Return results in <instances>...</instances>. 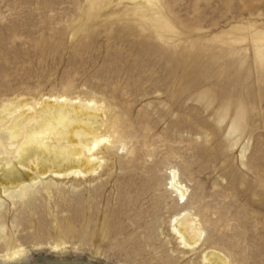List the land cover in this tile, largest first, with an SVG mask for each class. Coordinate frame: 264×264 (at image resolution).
<instances>
[{
  "label": "rangeland",
  "instance_id": "1",
  "mask_svg": "<svg viewBox=\"0 0 264 264\" xmlns=\"http://www.w3.org/2000/svg\"><path fill=\"white\" fill-rule=\"evenodd\" d=\"M58 95L122 137L94 173L0 187V264H264V0H0V104ZM177 215L198 222L184 253Z\"/></svg>",
  "mask_w": 264,
  "mask_h": 264
},
{
  "label": "bare ground",
  "instance_id": "2",
  "mask_svg": "<svg viewBox=\"0 0 264 264\" xmlns=\"http://www.w3.org/2000/svg\"><path fill=\"white\" fill-rule=\"evenodd\" d=\"M141 17L143 22L153 21L160 36L162 31L174 33L173 26L158 13ZM118 120L117 116H107L93 99L82 100L64 95L45 97L34 105L25 99H12L0 104V154L9 157L4 163L0 158L2 192L8 195L17 190L24 195L26 188L34 185L47 172L55 177L94 173L101 166L99 146L114 144L122 137ZM232 126L236 127L234 123ZM31 169L34 170L30 172ZM172 187L178 192L179 200H184L183 186L173 180ZM179 219L180 215L174 216L170 231L184 253L194 249L201 239H192L188 231L196 229V218H187L182 223ZM2 230L0 226V232ZM5 237L0 233V238ZM54 247L57 248L58 244ZM25 251L23 247L9 248L4 257L19 261ZM198 262L236 264L213 248L204 249Z\"/></svg>",
  "mask_w": 264,
  "mask_h": 264
}]
</instances>
